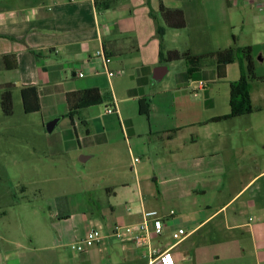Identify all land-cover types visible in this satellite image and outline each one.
Masks as SVG:
<instances>
[{
    "label": "crops",
    "instance_id": "crops-1",
    "mask_svg": "<svg viewBox=\"0 0 264 264\" xmlns=\"http://www.w3.org/2000/svg\"><path fill=\"white\" fill-rule=\"evenodd\" d=\"M184 1H195L193 14L202 18L216 5V0H0V87L11 85L12 99L19 94L20 100L22 88L34 87L41 127L56 120L46 131L60 128L54 157L92 161L84 176L103 181L98 195L86 201L90 209L67 201L55 222L52 218L53 225H82L77 241L91 228L105 235L85 252H73L80 264H109L118 253L146 264L131 244L108 237L115 225L136 224L142 207L174 212L155 246L167 243L178 226L188 233L172 255L174 264H264V154L256 150L264 146L253 133L252 113L216 121L230 112V92L227 108L216 114V95L206 85L217 80L212 59L202 60L192 74L184 60L159 62L160 51L194 56L216 51L203 50L213 42L200 21L188 18ZM160 6L182 11L184 28L166 27ZM256 28L264 33V24ZM225 45L232 47L227 36ZM234 63L239 80L241 69ZM170 74L172 85H161ZM258 80L255 75L247 82L252 108L250 93ZM87 89H97L101 103L80 108L70 119L66 95ZM124 102H132L130 110ZM107 108L114 112L107 114ZM6 244L0 264H30L35 250L18 240Z\"/></svg>",
    "mask_w": 264,
    "mask_h": 264
},
{
    "label": "rangeland",
    "instance_id": "rangeland-1",
    "mask_svg": "<svg viewBox=\"0 0 264 264\" xmlns=\"http://www.w3.org/2000/svg\"><path fill=\"white\" fill-rule=\"evenodd\" d=\"M174 1L176 0H170ZM236 1V7H228L227 0H224L223 10L222 1L216 0L213 10H208L203 18L199 17L197 12L193 14L197 4L195 1L191 3L184 1L183 4L188 10V18L190 14L192 18L197 19L193 22L198 24L200 21L204 25L203 32L206 38L211 37L210 40L213 42L211 49L209 45H205L203 50L217 51L226 48V36L232 47L252 48L255 75L259 80L256 81V88L250 93L253 99V112L249 118L253 133L258 143L261 142L259 145L262 148L264 33L257 30L256 25L264 24V0ZM210 14H213L212 19L209 18ZM232 38L236 40L235 44ZM207 61L209 62V59L205 60ZM172 77L173 74L167 76L161 85L166 83L172 85ZM238 78V67L234 63L230 66L226 80L217 79L215 83L206 84L213 88L212 92L216 95V114L227 108L232 85L230 83H234ZM12 105L11 116H5L0 108V253L6 249L3 246L7 247L6 239L18 240L35 250L32 251L30 264H80L70 246L77 241L82 225L72 221L63 226L55 223L53 225L52 218L54 217L55 222L56 214L62 212L61 209L67 201L70 203L74 201L76 208L85 207L90 197L98 195V186L103 181L102 179L95 181L94 177L84 176L91 172L92 161L82 164L71 156L54 157V142H59L60 128L48 133L41 127L38 115L25 114L19 94L14 95ZM132 105V102L123 103L128 110ZM99 107L104 112V104ZM256 150L259 155L264 154L263 149ZM251 168L254 170L253 165ZM91 207L88 202L86 208ZM96 215L94 212V216ZM50 246L51 248H48ZM43 247L48 249L41 250ZM119 254L121 253L113 257L109 264H143L139 258L124 260ZM136 256L139 257L138 251Z\"/></svg>",
    "mask_w": 264,
    "mask_h": 264
},
{
    "label": "trees",
    "instance_id": "trees-1",
    "mask_svg": "<svg viewBox=\"0 0 264 264\" xmlns=\"http://www.w3.org/2000/svg\"><path fill=\"white\" fill-rule=\"evenodd\" d=\"M159 13L166 27L171 29H183L185 21L183 13L180 10L166 9L160 6ZM151 14V12H150ZM163 27L157 28L158 38L161 39ZM204 59H212L216 70L217 79H223L226 76V66L238 62L241 69L240 79L231 85L230 92V112L228 115L217 120H226L238 116L248 115L253 112L248 91V80L254 79V63L251 47H230L217 50L205 55L194 56L189 52L179 53L177 51L159 53V62L167 63L178 60H184L188 65V74L200 69L201 62ZM12 86L4 85L0 87V108L5 116H11L13 113L12 105ZM22 109L25 114H34L39 112L40 105L37 97V91L34 87L22 88L21 92ZM69 118L73 116L80 108L101 103V95L97 89H87L68 93L66 95Z\"/></svg>",
    "mask_w": 264,
    "mask_h": 264
},
{
    "label": "built area",
    "instance_id": "built-area-1",
    "mask_svg": "<svg viewBox=\"0 0 264 264\" xmlns=\"http://www.w3.org/2000/svg\"><path fill=\"white\" fill-rule=\"evenodd\" d=\"M109 63L108 60L105 61ZM113 73H108L112 77ZM82 77V75H79ZM201 86V83L199 84ZM114 109L107 108L106 113L111 114ZM174 219V212L162 214L157 210H147L144 207L140 211V219L136 224L115 225L108 237L120 245L131 244L139 252L146 264H174L173 253L178 251V246L185 240L188 233L178 226L168 235V242L154 245V239L163 238L165 228L169 220ZM103 233L98 228H91L83 239L73 242L70 246L72 252L81 254L87 249L98 245L104 239Z\"/></svg>",
    "mask_w": 264,
    "mask_h": 264
},
{
    "label": "water",
    "instance_id": "water-1",
    "mask_svg": "<svg viewBox=\"0 0 264 264\" xmlns=\"http://www.w3.org/2000/svg\"><path fill=\"white\" fill-rule=\"evenodd\" d=\"M155 78H156V79H160V77H155ZM55 123H56V120H53V121H51L50 123H48V124L46 125V130H47L48 132H50V131L53 129Z\"/></svg>",
    "mask_w": 264,
    "mask_h": 264
}]
</instances>
